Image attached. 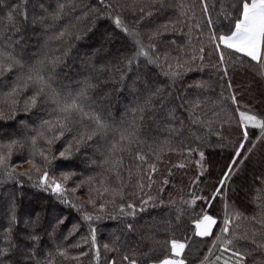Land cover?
<instances>
[{
    "label": "trees",
    "instance_id": "trees-1",
    "mask_svg": "<svg viewBox=\"0 0 264 264\" xmlns=\"http://www.w3.org/2000/svg\"><path fill=\"white\" fill-rule=\"evenodd\" d=\"M19 2L5 0L0 5V17H6L9 6ZM230 2L224 0V6ZM62 3L65 4L64 14L53 21L51 14L56 13ZM106 3L112 7L104 8L99 0H28L24 8L29 20L24 22L22 17H17L21 32L14 33L12 28L4 32L13 40L23 37L20 45L14 46V54L21 59L25 69L0 77V93L7 92L15 84L16 75L22 74L29 65L36 64L45 56L63 55L67 48V56L56 69L53 87L77 91L81 82L90 78L93 84L98 85L90 92L95 101L94 107L109 125L113 128L128 127L134 119L141 125L138 135L143 143L129 146L124 142L122 146L127 150H117L112 155L113 160H123L120 173L127 187L117 185L113 177L110 188L121 187L124 198L113 195L111 191L104 193L99 182L103 172L102 161L111 147L112 132H109L108 138L97 137L78 150L73 147L68 158L61 157L60 153L71 142V135L65 134L48 144L53 133L47 131L44 121L56 119L54 106L40 102L26 110L23 100L31 95L32 89L22 92L21 103L0 120V144L17 141L8 161L9 169L15 168L13 178L0 173V248H10L9 255L2 258L4 264H49V261L51 264H97L95 249L91 247V228L96 230L100 251L98 264H107L112 258L117 264H124L122 256L130 254L133 249L141 264H155L158 259L170 256L167 242L191 236V221L204 207V202L199 199L195 205L191 201L196 197L212 195L241 139L235 126L223 124L221 127L234 107L229 99L227 81L230 79L234 86L239 85L243 90L242 104H248L258 114L264 115V79L257 76L255 70L231 61L219 71L213 67L218 57L210 37L217 29L225 32L228 24L221 15V0H207L208 14L203 13L200 0H169L172 6L162 10L157 6L152 16L137 11L139 5L134 0H106ZM181 11L187 15H181ZM115 15H119L130 30L140 33L145 50L153 57H161L163 67L149 63L143 56L135 59L130 66L127 64L139 45L115 26L112 20ZM209 17L213 20L211 26L208 24ZM33 18L38 22L33 24ZM40 18H43L42 23ZM4 23L7 25L6 20ZM165 24L168 25L166 31L161 28ZM64 29L74 35L64 41L51 39ZM157 29H161V34L152 41L155 47L149 48L148 37ZM201 47L205 49L203 60L198 58ZM165 55L173 65L176 57L184 64V68L177 69L180 75L174 80L163 74L168 70L163 60ZM194 56L197 57L195 61L192 60ZM112 66L119 67L120 72L100 73L93 70ZM223 67L228 68V77L222 78ZM197 82H202L205 87L197 89L194 87ZM157 88H162L164 95L153 99L152 106L142 113L144 120L140 121L135 109L143 107ZM197 99L209 116L213 111L218 112V116H212L217 122L211 127L191 123L186 110L188 104L180 106L185 101ZM170 112L174 113L176 120H171ZM181 120L183 128L180 127ZM171 127L180 128V134H171ZM41 133H44L43 137H40ZM258 135V129L250 130L251 140L255 141ZM34 137H37L35 146L32 144ZM39 151L45 152L50 164H44ZM137 151L146 154L147 163L142 166L143 170L137 168L141 163L135 159ZM153 151L156 155L152 154ZM200 152L204 153L202 161ZM33 159L40 163L41 171L47 170L50 176L73 174L64 184L66 191L63 196L58 198L50 189L45 191L41 188L39 174L35 171L30 176L18 175L30 168L28 161ZM149 164H155L158 169L149 173L152 181H148L145 175ZM179 164L185 166L177 167ZM129 168L132 169L130 180ZM140 176H145L140 181L145 185L143 192L137 187ZM256 176H264V143H257L247 166L228 182L225 196L213 201L209 213L219 219L224 215L225 206L229 205L230 212L253 215L257 211V206L251 203L254 189L260 187L254 181ZM96 189H100L99 194ZM90 199L93 203H89ZM129 203L136 207L134 217L120 212L122 206L125 212L130 211L127 208ZM13 211L16 223L11 233V244L14 247H10L5 237L8 236ZM85 215L93 219L85 220ZM97 216L100 218L96 219ZM37 217L38 222L33 224ZM236 223L245 227L249 224L248 221ZM129 224L133 230H129ZM214 233L220 235L218 229H214ZM32 235L38 236V241L30 239ZM85 238L89 241L87 244L84 243ZM213 242L212 237H194L191 246L185 249L186 264H200L210 248L213 252L211 259L219 255L223 244L215 241L217 247L212 248ZM76 244L82 247H74ZM105 244L118 250L106 251ZM244 247L251 249L252 246ZM150 249H155L150 257L140 255ZM57 250L66 251L67 258L58 255ZM81 251L88 255L80 256ZM76 256L80 259H72ZM247 264H264V254L254 251Z\"/></svg>",
    "mask_w": 264,
    "mask_h": 264
},
{
    "label": "snow or ice",
    "instance_id": "snow-or-ice-1",
    "mask_svg": "<svg viewBox=\"0 0 264 264\" xmlns=\"http://www.w3.org/2000/svg\"><path fill=\"white\" fill-rule=\"evenodd\" d=\"M28 0H20L16 5L9 6V11L6 17H0V77H4L9 73H15L17 69H25V65L22 63L21 59L17 58L15 53V47L20 45L23 37L13 40L11 36H5L4 32L7 28H12L14 33H20L21 28L18 26L17 17H22L24 22L29 20V16L25 11L24 6L27 4ZM5 0H0V5H3ZM100 5L104 8H110L112 5L107 4L106 0H99ZM134 3L138 4L139 7L136 9L143 15L152 16L153 11L157 9H164L166 7L172 6L169 0H134ZM202 5V11L208 14V3L207 0H200ZM221 15L228 21L226 25L227 30L223 33L217 29L212 32L210 40L215 44L214 52L218 57L216 67L219 71L222 66H224L228 61L233 64L239 62L241 67L247 65L249 68L255 70L256 75L261 79H264V0H231L224 6V0H221ZM183 8V5H181ZM65 4H60L56 13L51 14L53 21L61 18L64 14ZM91 11H98V9H92ZM181 15H187L186 12L181 11ZM7 21L5 25L4 21ZM115 26L120 29L126 36L131 37L134 43L139 45V48L134 53L133 57L127 60V64L130 66L135 59L138 57H146L149 63L156 64L157 66L163 67L161 65V57L150 55L148 51L145 50L144 45L140 40V33L137 31L130 30L125 26L124 21L119 15L112 17ZM33 24L37 23V19L33 18L31 21ZM39 22H43V18H40ZM208 24L211 26L213 20L211 17L208 19ZM199 27V25H197ZM163 30L168 29V25H162ZM161 34V29L153 32L149 37V48H154L155 45L152 43L153 40L157 39ZM74 33L69 32L64 29L57 33L55 36L51 37L54 40L64 41L66 37H72ZM78 39L79 36H76ZM205 49L201 47L199 52L201 55L198 57L200 60L204 59L202 55ZM68 49L66 48L63 55L60 56H45L43 59L38 61L36 64L29 65L27 69L22 74L16 75L15 84L5 93H0V120L5 119L9 112L15 110L16 106L21 103V93L32 89L31 95L24 98L23 102L25 104V109L28 110L31 107H36L40 102L51 103L54 108L53 111L57 114L55 120H46L44 124L47 126V131L53 133V135L48 139V144L54 143L56 140L65 136V134L71 135V142L68 144V148L64 152L60 153L61 157L68 158L71 154L73 147L76 150L80 146L87 145L88 142L94 141L97 137L101 139H106L109 136V132H112V143L111 147L108 149V154L104 156L101 167L103 172L100 178V184L103 188L104 193H111L115 196L124 198V192L121 187L110 188V184L113 181L117 185H123L127 187L124 183L123 178L120 173V168L123 167L122 158L113 160L112 155L117 150L124 152L127 149L123 147V143L127 142L129 146L133 143H143L139 139V130L141 125L134 119L133 122L128 125V127L113 128L104 117L96 110L94 107L95 101L91 98L90 92L98 87V85L93 84L90 78L85 79L81 82V86L77 91H72L68 88L56 89L53 87L55 82V76L57 75L56 69L61 63H63L64 56H67ZM211 55V53H209ZM197 57H192L195 61ZM235 58V59H233ZM246 58V59H245ZM164 64L167 67V71H164V75L171 79H175L180 75L177 69L184 68V64L180 62V58H175V65L168 62L169 57L167 55L163 58ZM94 71L103 72H120L119 67L112 66L101 67L99 69H93ZM228 68L223 67V77H228ZM192 85H190L191 87ZM194 87L197 89L204 88L205 85L202 82H197ZM227 88L230 90L229 99L231 104L234 106L232 108L231 115L228 119L221 123L227 124L229 127L235 126L239 130L241 139L236 146L233 156L230 159L229 164L226 167L223 176L221 177L218 186L211 196L196 197L191 201V204L195 205L196 200L199 199L204 202V207L201 208L200 212L197 213L191 221V236H186L183 240L171 239L167 243L169 244L170 256H166L163 259H158L155 264H186L184 258L185 249L189 248L190 242L194 237L206 238L212 237L214 242L212 248H216L217 245L215 241H221L223 247L220 249V254L216 255L214 259L210 257L213 255L212 249L208 250V255L200 261V264H247L249 257L252 256L254 251L261 252L264 254V176H256L254 181L257 182L260 187L254 189V195L251 203L257 206V211L251 215H245V213L240 211H228L229 205L225 206V212L223 217L217 218L209 213L208 209L213 206V201L218 197L225 196L224 189L228 182L237 176L243 167L247 166V162L250 160L251 155L257 148V143H264V115L258 114L253 107L248 104H242V92L243 90L239 85H233L232 81L229 79L227 81ZM164 92L162 88H157L155 92L151 94L148 100L145 101L143 107L135 109L139 115V120L143 121L144 116L142 113L146 108L152 106V101L156 97L163 96ZM184 103L188 104L186 109L189 112V120L193 124H200L203 126L211 127L217 121L212 119V116H218V112L213 111L211 116L201 107V101L199 99L194 101H185L180 106L184 107ZM7 109L8 111H6ZM171 120H176L177 117L173 112L169 113ZM180 127L183 128V121H180ZM258 129L259 135L256 137L255 141L250 139V130ZM170 133L173 135L180 134V128L171 127L169 129ZM44 133L40 134L43 137ZM118 137V138H117ZM17 141L13 140L6 144H0V173H3L8 178H13L15 173V168L9 169L8 161L11 157L13 147L16 145ZM37 143V137L32 139V144L35 146ZM250 145V146H249ZM172 150V149H169ZM39 156L45 165L51 163L48 156L45 155L44 151H39ZM156 155L155 151L152 153ZM35 155V153H34ZM201 161L204 159V153H199ZM55 158V157H53ZM159 157L157 156V159ZM135 159L141 163L137 165L138 170H143V165L147 163L146 154L142 151H137L135 153ZM259 162V161H258ZM30 168L23 173L18 175H29L35 171L39 174V186L45 191L49 189L56 193L58 198L63 196L66 189L64 187L65 182H67L72 173L62 174L61 177L50 176L47 170L41 171V165L37 161L29 160ZM185 165L179 164L177 167H184ZM148 172L145 173L148 181H152V176L149 173H155L158 171L155 164L148 165ZM129 180L131 179L132 169H128ZM111 174V175H110ZM203 171L201 172V175ZM95 178H90L94 180ZM145 179V176H140L137 179V187L143 192L145 185L140 183L141 180ZM198 179V178H197ZM165 184L168 183L167 180L164 181ZM150 186V184L148 185ZM75 191V189H73ZM97 193H100V189H96ZM149 199H152L149 197ZM114 203V201H112ZM89 203H93L90 199ZM142 203L147 204L148 201H142ZM127 208L130 210L128 212L124 211V207L120 208V212L123 215L135 216L136 207L134 204H127ZM100 217L97 216L96 219ZM39 217L33 224L38 222ZM85 220H92L93 217L90 215L84 216ZM180 217H177L179 222ZM236 221H248V226H243ZM63 222V221H61ZM16 223V216L13 211L11 216L10 225L7 229L8 236L5 239L9 242L10 247H14L11 244V233L13 230V225ZM235 225V228L233 227ZM129 230H133L131 224L128 225ZM214 229H218L220 235L214 233ZM91 247L95 249L94 258L97 260V264L100 258V251L97 247L96 242V230L91 228ZM33 241H38L39 237L32 235L30 237ZM89 241L87 238L84 239V243L87 244ZM244 245H251V249L244 247ZM74 247H82L80 244L73 245ZM106 251H117L118 249L110 248L109 245H103ZM243 247V250H242ZM10 248H0V264H4L3 257L9 255ZM155 253V249H150L148 253H141V256L150 257ZM57 254L60 256H65L67 258L66 251L57 250ZM227 254V255H225ZM88 255L87 252L81 251L80 256ZM80 256L72 257V259L79 260ZM122 261L124 264H141L140 259L137 258L136 251L130 250V254H124L122 256ZM51 264V261H49ZM107 264H117L115 258H112L107 262Z\"/></svg>",
    "mask_w": 264,
    "mask_h": 264
}]
</instances>
